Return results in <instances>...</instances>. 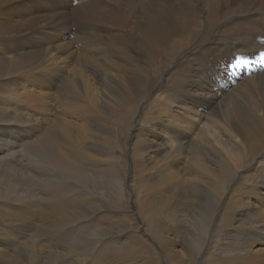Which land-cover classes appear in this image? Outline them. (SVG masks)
Returning <instances> with one entry per match:
<instances>
[{"label": "rangeland", "instance_id": "1", "mask_svg": "<svg viewBox=\"0 0 264 264\" xmlns=\"http://www.w3.org/2000/svg\"><path fill=\"white\" fill-rule=\"evenodd\" d=\"M172 8L173 0H0V57L22 58L41 41L67 58L73 44L83 46L61 74L48 67L32 70L31 80L25 70L0 74V111L7 109L0 113L45 119L40 132L18 139L26 153L46 136L83 173L75 178L37 155L28 175L2 176L0 264H264V36L255 29L253 60L237 62L251 50L245 35L214 27L181 42ZM157 27L163 43L150 45L144 33L150 40ZM249 64L253 71L239 70ZM220 80L219 104L210 108L205 98ZM21 86L44 95L48 112H37L32 96L24 100ZM145 140L165 150L141 160ZM203 140L225 167L255 162L232 176L199 237L201 198L216 183L203 152L196 155ZM143 184L145 211L161 224L153 231L140 213Z\"/></svg>", "mask_w": 264, "mask_h": 264}, {"label": "bare ground", "instance_id": "2", "mask_svg": "<svg viewBox=\"0 0 264 264\" xmlns=\"http://www.w3.org/2000/svg\"><path fill=\"white\" fill-rule=\"evenodd\" d=\"M173 3H174V9L172 8L173 11H171L172 21L170 22V27H172L173 30L175 31L173 37L175 38L179 37L181 39V42L188 44L195 41L199 37V35L205 37L211 32V30L214 27H215L214 31L219 30V28H222L225 31L237 33L238 35H245L246 42H244V44L246 45V47H249L251 49V50H246L245 52H239L235 60H237V62L253 60L256 52L255 49H257L258 47L259 39L260 38L263 39L264 36V0H173ZM245 14L247 15L244 18L243 15ZM255 29L257 30L261 29L259 34L260 38L252 34V32H254ZM149 33H150L149 31L145 32L144 38L150 45L153 44L157 46V44L163 43V38L165 35L164 28L157 27L154 30L150 40L147 39ZM85 41H89V40L85 39ZM81 42L84 43L83 41ZM47 43L48 41L39 42L36 45V48L32 54L26 55L22 58H15L10 60L5 57H0V74H3L5 71V75L9 76L19 71L21 72L25 70L24 72H26L28 75L27 78L31 80L33 76V72L31 71L34 69H38L40 67L41 69H45L46 67H48V69L50 68L56 69L58 73L61 74L66 66V62L70 60V58H72L73 53H78V50L83 47L80 43L73 44L71 48L72 50L71 54L69 58H67L69 51L61 52V49H55V51H53L52 49H49V47H47ZM235 44L237 43H234L232 46H230L232 49L229 52L232 53V55L235 51V46H234ZM239 70L241 71L246 70L248 72H251L254 70V66L250 64L246 66L240 65ZM27 78L24 79L25 82H28ZM224 79L226 80L225 84H227L228 83L227 79L225 77ZM150 80L151 81L148 83V86L153 85L151 84L153 78H150ZM221 84L222 81L220 80L219 83L215 85L212 94L206 96L204 101L206 106L212 108L213 105L219 104V102H217V100L220 97L219 92L224 88L221 87ZM25 87L26 86H21V90L23 93L21 94L22 98L24 100L29 101V97L32 96L35 99V101L33 102H36L35 107L37 112H39L40 114L42 113L45 114L44 112L47 111L45 109L48 108L47 103L44 100L46 99L45 96L42 94H37L34 91H30V90L28 93ZM0 89H5V88L2 85H0ZM19 89L17 88L18 91ZM147 90H148L147 87H145L142 93L144 94ZM6 110L7 109H5V111ZM5 111H0V112H5ZM14 117L15 116H13L12 114L0 113V186L3 185L2 184L3 175H8V174H17L19 176H23V175L25 176L26 174L28 175L29 174L28 169H30L32 166L31 160L33 157H37V155L39 156L38 158L44 160L49 159L50 161H55V159H57L60 162L62 168L66 169L71 176L75 178L78 177L82 178L83 176V173L81 171L82 167L73 163L72 161H69L62 153L55 154V151L51 150V148L49 147L48 139L46 136H43L44 138H42L38 143H36L37 146L29 145V148L31 150V152H29V155L26 153L23 144H20L18 142V139L20 137L23 136L31 137L35 135V133L40 132L42 130L41 124H43L45 120L43 117L40 116L41 118H39V116L37 117V116L29 115L28 119L25 118L18 120H14L13 119ZM130 124H131V118L129 119V124L127 126H129ZM141 125L142 124L139 123L137 130L141 128ZM137 143L139 142H136L134 146L136 152L138 147ZM182 143L183 144H179L178 146L179 149H185V148L187 149L189 147V145H186L187 140L183 141ZM143 144H144L143 145L144 148H146L147 150V154L143 152L141 160H145V158H147V156H149L150 153H154V156H157L158 154L162 153L161 151L165 150L164 145L153 144V141L146 142L145 140ZM206 144H208V142L206 141L204 142L203 140L202 144L196 145V148L201 147L200 149L197 148L196 155L200 156V152L201 151L203 152L204 154L203 160L209 162L210 165L213 167L212 168L213 174H211V176L215 177L214 181H216V183L215 184L209 183L213 191H210V187H208L206 189L207 194L201 198L199 194L200 191L202 190L205 191L204 185L198 182V179L197 180L195 179L193 181V183L195 184L194 186L192 185L193 186L192 190L197 195V197L201 198L202 200V204L201 206H199L200 209L197 211V213L200 211L199 214L197 215V218L200 221L197 222H200V225L202 226L197 234L199 237L201 236V233L206 227L207 228L203 232V234L206 233L207 229L209 228V225L211 223V218L213 216V212H215V210L217 209L216 206L220 204V200L223 197L227 186H229L228 184L232 179V176H234L238 170H241V172L248 171L249 168L251 167L250 164H253L255 162L254 161L251 163L252 160L251 159L249 161L250 164L248 163L249 164L248 166L243 165V167H241L242 169L240 167L239 168L225 167V164L221 161L220 157L216 156L215 153L209 151L208 146ZM32 147L33 149H31ZM247 160H245L243 164L248 162ZM193 165H196L195 167H193L194 169L197 170L196 172L200 171V173L203 176H207L203 164H201L200 162H195ZM197 183H199V186L196 185ZM143 185L137 186V189L139 188L138 190L140 195V213L143 215L144 219L149 223V228L152 230V226L153 227L155 226L154 228H159L161 227V224L154 221L155 218H151L150 214H147L145 211V208L146 209L148 208V199L146 198L147 192L144 194V191L147 190L148 188H147V184H145L144 186ZM199 207H195L194 211L197 210ZM242 214L243 216L246 215L245 209L244 212L243 210L237 211L238 216ZM207 215H209V217ZM204 224H208V226H206L203 229ZM200 244L202 243L200 242L198 244V247H200L199 246Z\"/></svg>", "mask_w": 264, "mask_h": 264}]
</instances>
